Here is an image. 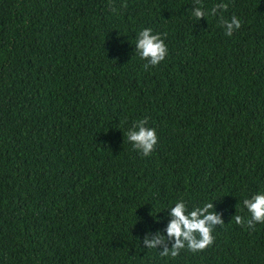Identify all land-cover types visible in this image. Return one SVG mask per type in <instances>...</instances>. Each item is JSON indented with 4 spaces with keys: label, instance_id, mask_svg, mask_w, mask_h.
I'll return each mask as SVG.
<instances>
[{
    "label": "trees",
    "instance_id": "16d2710c",
    "mask_svg": "<svg viewBox=\"0 0 264 264\" xmlns=\"http://www.w3.org/2000/svg\"><path fill=\"white\" fill-rule=\"evenodd\" d=\"M200 3L241 28L195 0H0V264H264V224L232 219L264 193V0ZM146 28L168 48L147 70ZM181 200L224 225L162 257L143 240Z\"/></svg>",
    "mask_w": 264,
    "mask_h": 264
},
{
    "label": "clouds",
    "instance_id": "9594fccd",
    "mask_svg": "<svg viewBox=\"0 0 264 264\" xmlns=\"http://www.w3.org/2000/svg\"><path fill=\"white\" fill-rule=\"evenodd\" d=\"M195 3L200 5L192 10V15L197 20L205 18L206 15L217 16L219 13L220 24L229 37L234 31L241 28V21L236 16H232L230 22L224 19L223 12L227 11V4H217L213 6L210 13H206L200 0H195ZM122 7H126V4ZM113 11L116 9L113 8ZM163 35L166 37V33ZM136 52L142 60L146 61L145 70L150 66H158L168 56V48L161 34H153L149 28L139 32ZM147 125L148 120L146 118L141 119L134 122L126 134L133 148L145 157L150 156L158 144L156 130ZM243 205L249 213V218L245 220L244 217L235 215L232 219L237 225L255 230L256 224H264V193L244 199ZM169 214L170 222L166 228L167 235L164 236L157 232L152 236L149 232L143 240V245L148 249H157V246H162L163 250L159 252L162 257L171 256L175 258L185 249L192 253L206 250L214 243V236L212 235L214 229L224 225L221 216L213 210V203H205L202 207H195L189 212L186 204L181 200L176 202L174 207H171ZM169 242H171V247L168 246Z\"/></svg>",
    "mask_w": 264,
    "mask_h": 264
}]
</instances>
